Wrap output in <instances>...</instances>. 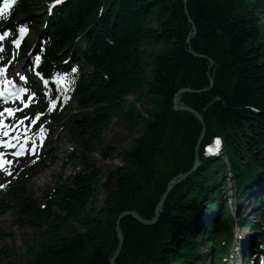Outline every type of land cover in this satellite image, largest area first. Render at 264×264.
Wrapping results in <instances>:
<instances>
[{
	"label": "trees",
	"instance_id": "obj_1",
	"mask_svg": "<svg viewBox=\"0 0 264 264\" xmlns=\"http://www.w3.org/2000/svg\"><path fill=\"white\" fill-rule=\"evenodd\" d=\"M49 1L20 0L16 12L21 18L37 13L39 21ZM53 12L33 52L41 56L39 70L45 76L77 69L73 101L90 111L74 115L63 128L77 140L66 158L87 171L58 178L42 192V206L21 179L5 186L0 216L12 210L16 225L47 238L38 249L28 247L26 252L33 253L27 264H110L118 244V214L133 210L152 219L168 182L179 174L185 177L167 193L155 223L122 217L115 263L163 264L170 255L174 264H193L202 257L195 239L201 236L212 262L226 264L234 234L229 215L210 219L197 233L193 220L203 205L218 208L226 200L220 188L223 158L241 190L264 171V0H69ZM193 25L196 33L187 44ZM86 67L90 71L79 76ZM210 77L212 86L205 91ZM185 87L194 92L180 93L179 102L203 116L202 136L203 124L193 114L173 109L174 94ZM135 93L153 99L147 117L128 101ZM58 105L49 110L41 98L31 109L50 124L62 116ZM115 122L126 128L125 139L143 127L120 153L112 146L100 152L109 160L119 155L125 163L113 168L109 196L97 204L103 176L87 156ZM214 136L221 140L223 156L207 157L203 145ZM196 155L199 164L191 170ZM66 165L67 159L62 168ZM261 201L257 217L244 224L260 232L245 255L252 264H262L264 257ZM72 221L83 230L74 231ZM64 228L74 236L59 241ZM7 235L0 231V239ZM10 256L0 250L1 261Z\"/></svg>",
	"mask_w": 264,
	"mask_h": 264
},
{
	"label": "rangeland",
	"instance_id": "obj_2",
	"mask_svg": "<svg viewBox=\"0 0 264 264\" xmlns=\"http://www.w3.org/2000/svg\"><path fill=\"white\" fill-rule=\"evenodd\" d=\"M35 16V14H31L30 16H28V22L27 25H30V31L27 35L26 38V43L28 44H33L35 38V31L37 28H39V24L37 22L34 23H30L29 20L34 19L33 17ZM36 20V19H35ZM34 21V20H33ZM14 22H18V20H14ZM31 54H29L27 56V54L25 56H20L19 60L14 63L12 69L14 71L17 72V74L22 73L23 71H25V68L27 66V60L28 57ZM90 68H86V70L84 69L83 75L86 73L87 71H89ZM140 93V92H139ZM135 96V98H134ZM133 98H130V95L128 96V101L130 102V99H132L131 101L133 102V106L136 107L137 111L140 112H144L145 114L148 113L151 109V105L154 103L153 99H148L146 96H143L142 94H138L135 93V95L132 96ZM148 103V104H147ZM147 104V105H146ZM147 107V108H146ZM66 110L63 111L62 113V117L59 120V123L51 125L49 127V133H47L45 135V141L43 142V154H47V156H49L50 154H52V161L49 162L48 159H46V161L43 164H39L38 166H36L33 170V173L30 175V177H27L25 183V187L28 193L32 194L37 200H38V204L41 205L44 203V197L42 195V192L45 190H48L49 187L54 186V182H56V180L61 177V179L67 178L74 170L79 171L80 170H85V168H79L78 166L75 167L74 163L68 160L67 154L69 152H71V149L74 148L75 144L77 143V140H75V138L69 136L67 134V131L62 129L63 125H66L69 120L74 116V115H82L84 113H86L88 111V109H76V105L75 103L72 101L69 103V106L67 108H65ZM112 130L109 131V133L102 139L101 141H99V143L95 144V151L92 152L91 154H89L88 157V161L90 162V164L95 165V167H97V169L100 170L101 175L103 176L101 181V185L100 187L97 189L96 194H98V198L96 199V203L100 204L103 199L105 197L109 196V188L112 187L113 182L111 181L113 179L112 177V172H113V168L120 166L122 164H124L125 162H122V157L117 155V158L115 159H105L103 160L100 157V152L102 151V149L106 146H112L115 147L119 153L126 149L133 138H136L139 134H140V130H142V127H138L137 130H135L133 135L128 136V138H124L126 135V128L122 127L121 125L118 126V124L115 122L112 125ZM38 135L34 134V139L38 145L39 140H38ZM124 138V140H123ZM36 151H38V147L36 149ZM78 154H80V152H78ZM65 159H67V166H65V168H60V164L65 161ZM102 159V160H101ZM101 160V161H100ZM29 162V160H24V162L20 163L19 165L15 166L12 171H11V175L13 174H23L24 169L27 165V163ZM104 163V164H101ZM227 166L225 165L223 167V171L225 172V177H223L222 179L225 180V182L229 183L230 180L232 179V176L229 175V172L227 171ZM42 170H49L52 171L50 173V175H47L45 180L46 182L43 183V185L39 188H32L29 186V181L32 177H34L35 174H37L38 172L42 171ZM222 174V173H221ZM11 175H8V178L11 177ZM229 175V176H228ZM3 174L0 171V185H2L4 183V179H3ZM225 178V179H224ZM227 183L225 184V187H223L222 189L224 190L223 194H225V196L227 197L228 200V194L232 193L233 195L236 193V186L231 187V189H229V186L227 185ZM248 185V184H247ZM240 192V190H239ZM240 195V193H239ZM94 200H91V203ZM247 202H249V200H246ZM233 204L230 206V213L231 215V219L228 225H230L231 229L234 232V235L238 234V223L237 221L235 222V219L237 217L233 216ZM245 212V211H243ZM7 213L9 214V219H3L2 220V216H0V231L6 232L8 233L7 236L3 237L0 239V250H7L10 253V258H3V260H0V264H17V263H21V264H27L29 258L32 256L33 251L29 250L28 252L27 249L28 247L33 244L34 245V249H38L39 245L41 244V242H44L47 238H45L41 233H39L36 229H30V228H23L20 227L18 225L15 224V215L14 212L11 210ZM6 214V213H5ZM4 215V214H3ZM72 225L73 227H76L77 229H75L74 231H81L83 230L82 228H79L78 225L75 224L74 221H72ZM243 233H241V235L245 236L247 234V231H243ZM60 234L58 237L59 241L60 239L66 238L68 237H72L74 236V232L71 228H64L62 229V231H60ZM57 234V235H58ZM242 236V237H243ZM196 239V247L197 250L199 251V253L201 254V258H198L196 260H194V262H192L193 264H202V262H205L206 264H210L209 262L211 261L210 255H208L207 253V246L204 242V239L201 238V236H198ZM238 245H239V241L238 242H233L232 246H231V250L234 252V254L230 257V261H228L231 264H240L239 262H244V261H240V258H238ZM174 249V247L172 248V250ZM164 263L163 264H174V262L170 261V255L166 256L163 258ZM245 264H249L247 262H244Z\"/></svg>",
	"mask_w": 264,
	"mask_h": 264
},
{
	"label": "snow or ice",
	"instance_id": "obj_3",
	"mask_svg": "<svg viewBox=\"0 0 264 264\" xmlns=\"http://www.w3.org/2000/svg\"><path fill=\"white\" fill-rule=\"evenodd\" d=\"M15 0H12V3H14ZM11 7V3H5L3 9H0V13L6 12ZM51 8L52 5H49ZM6 18V17H5ZM19 36L12 40V44L16 45L17 48L19 47L23 37L26 35L28 31V27L26 25H22L18 28ZM10 35V32L8 30L0 31V41H4L6 37ZM3 46L0 44V52H3ZM15 58V57H13ZM40 62V57L36 56L34 64L38 65ZM11 64V61L8 62ZM7 65L4 67H0V85H3V87H0V98L3 99L4 102H8L10 99L20 98L21 95L28 91L26 88L23 87H16V84L9 79L4 78L6 73ZM77 69L73 68L72 72H76ZM37 76H40L43 80L44 84L47 85L48 81L44 80L41 73L37 72ZM21 80H26V77L20 76ZM53 82L57 85H62L65 83V78L63 76H56L53 77ZM58 91H62L65 94L63 95V100L67 102L69 97L66 95L67 88H58ZM35 96V93H32V95L29 96V100L31 101ZM56 105V100H51L49 102V108L52 109ZM28 104H25V107H27ZM20 109H13V108H4L2 111H0V137H9L7 140L0 139V147L4 148H15L16 151H13L10 153L13 157L16 156H22L26 153L35 155L36 149L38 147L35 139H33L32 136L28 135V128L23 127V131L21 132V127L24 125V119H29L28 117H24L23 119H19L16 121V124L14 126H10L4 122V114L7 113L9 116H13L15 111H18ZM42 113H37L34 118H31V124L36 125L37 121L40 119V116ZM15 131V136H9V133ZM46 130L41 126L40 127V134L44 133ZM31 140V148H28V143ZM220 141L218 138L214 140V145L218 147ZM216 148L213 146H209L207 148L208 152L215 151ZM6 153L0 152V168H2L6 174L11 175V170L8 167H5V165H11L13 163L12 160L5 159ZM35 161H33L34 163ZM0 187H3V185H0Z\"/></svg>",
	"mask_w": 264,
	"mask_h": 264
},
{
	"label": "water",
	"instance_id": "obj_4",
	"mask_svg": "<svg viewBox=\"0 0 264 264\" xmlns=\"http://www.w3.org/2000/svg\"><path fill=\"white\" fill-rule=\"evenodd\" d=\"M184 2L186 0H183ZM190 22L192 23V20H190ZM196 33V30H195V26L193 25L192 26V29L190 30V32H188V36L186 38V42L187 44H189V41L191 39V37ZM192 55H195V56H200L198 55L197 53L195 52H191ZM212 77H210V85L208 88L206 89H203L205 91L209 90L210 87L212 86ZM182 92H194L193 89H190L188 87H185V88H180L176 91V93L174 94L173 96V99H172V102H173V109L174 110H183V111H188L190 112L191 114H193V116H195L202 124H203V129H202V132H201V135H203V131H204V123H203V116H201V114H199L196 110H194L193 108L187 106V105H184L182 104L181 102H179V95L180 93ZM196 149H197V145H196ZM197 164H198V161H197V157L195 159V162H194V165L192 166L191 170L195 169L197 167ZM183 177H185V174H179L178 177H176L175 180H171L168 182L167 184V187H166V190H164V194L160 197L158 203H156V207L154 209V215L152 217V219L150 220H146V219H143L142 217L139 216V214L133 210L131 211H123L121 213L118 214V216L116 217V221H115V232H116V235H117V239H118V244H117V247L115 248L114 252L112 253V257L110 258L109 260V263L110 264H116L115 263V260L118 256V253L120 252V249H121V246H122V242L123 241V237H122V234H121V231L119 230V222L120 220L122 219L123 216H126V215H130L131 217H133L137 222L143 224V225H151L153 223H155L157 221V219L159 218V214L161 212V207H162V202L164 201L167 193L169 192V190L173 187V185L179 181H181L183 179Z\"/></svg>",
	"mask_w": 264,
	"mask_h": 264
},
{
	"label": "bare ground",
	"instance_id": "obj_5",
	"mask_svg": "<svg viewBox=\"0 0 264 264\" xmlns=\"http://www.w3.org/2000/svg\"><path fill=\"white\" fill-rule=\"evenodd\" d=\"M52 171L49 170H42L40 172H38L37 174L34 175V177H32L29 181V186L32 188H39L43 185L44 182H46L45 178L47 175H50ZM9 214L10 213H6L4 215H2V220L3 219H9Z\"/></svg>",
	"mask_w": 264,
	"mask_h": 264
},
{
	"label": "built area",
	"instance_id": "obj_6",
	"mask_svg": "<svg viewBox=\"0 0 264 264\" xmlns=\"http://www.w3.org/2000/svg\"><path fill=\"white\" fill-rule=\"evenodd\" d=\"M131 98H133L132 95H131ZM130 100H132V99H130ZM147 104H148V103H147ZM147 104H146V105H147ZM146 108H147V107H146ZM145 115L147 116V113H146Z\"/></svg>",
	"mask_w": 264,
	"mask_h": 264
}]
</instances>
